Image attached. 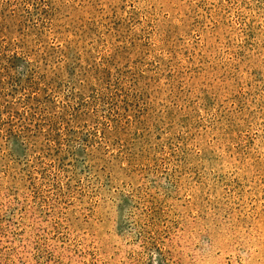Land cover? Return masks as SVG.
<instances>
[{
    "label": "rangeland",
    "instance_id": "obj_1",
    "mask_svg": "<svg viewBox=\"0 0 264 264\" xmlns=\"http://www.w3.org/2000/svg\"><path fill=\"white\" fill-rule=\"evenodd\" d=\"M0 264H264V0H0Z\"/></svg>",
    "mask_w": 264,
    "mask_h": 264
}]
</instances>
